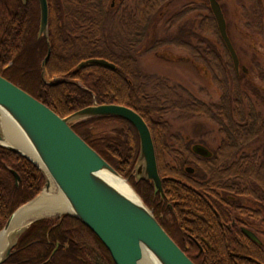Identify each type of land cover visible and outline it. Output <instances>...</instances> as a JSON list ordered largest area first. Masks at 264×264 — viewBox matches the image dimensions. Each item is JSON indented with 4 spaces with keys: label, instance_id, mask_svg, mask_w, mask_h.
Segmentation results:
<instances>
[{
    "label": "trees",
    "instance_id": "obj_1",
    "mask_svg": "<svg viewBox=\"0 0 264 264\" xmlns=\"http://www.w3.org/2000/svg\"><path fill=\"white\" fill-rule=\"evenodd\" d=\"M174 1L133 0L129 6L127 0H47L50 56L42 77L41 62L48 46L38 36L37 0H0V76L60 117L93 102L135 111L150 130L163 199L154 194L150 182H135L132 177L139 139L131 124L116 117H92L70 127L128 179L163 230L194 264H264L263 246H239L232 229L225 227L236 208L225 195L244 194L256 203L252 214L257 225L261 220L258 230L264 238V111L253 100L264 103V87L253 81L249 69L260 68L252 35L235 27L238 13L244 11L245 26L264 36V0H240L232 7L230 24H235L232 30L238 35L229 34L225 19L240 66L246 69L238 74L218 34L209 0L191 1L167 14L166 8ZM216 1L224 15L227 0ZM157 21H163L166 33L148 42L149 29ZM141 44H148L146 52L157 56L158 49L168 46L189 53L196 70L212 76L220 93L218 102H202L181 86L143 74L136 54ZM240 45L251 53L249 61L243 60ZM90 58L103 59L115 69H77ZM53 75L59 79L48 82ZM258 78L264 84L262 72ZM174 112L189 119L203 117L216 126L220 143L212 156L196 157L188 137L170 132L166 116ZM165 155L172 165L164 161ZM186 166H194V174H187ZM11 172L20 179L17 186ZM43 185L32 163L0 147V230ZM237 253L252 260H237L233 256ZM4 264L114 263L94 234L73 217L62 215L33 223Z\"/></svg>",
    "mask_w": 264,
    "mask_h": 264
},
{
    "label": "water",
    "instance_id": "obj_2",
    "mask_svg": "<svg viewBox=\"0 0 264 264\" xmlns=\"http://www.w3.org/2000/svg\"><path fill=\"white\" fill-rule=\"evenodd\" d=\"M37 2L38 36L44 38L48 46V3L47 0ZM209 8L235 73L238 74L239 70L246 73L245 67L240 66L239 58L227 35L226 22L219 3L209 0ZM47 48L46 56L41 62L42 77L45 76V65L50 56L49 46ZM88 67H101L112 71L115 69L113 64L98 58L80 62L77 69ZM92 117H116L132 125L139 139L138 155L133 167L135 182H150L154 194L163 197L150 130L135 111L125 106L98 105L93 102L91 106L60 117L0 76V147L32 163L43 177V190L49 188L50 182L54 184L61 196L62 205L66 207V211L58 216L68 215L83 224L101 242L114 264H142L143 260L151 261L150 264H194L163 230L152 210L144 204L129 182L70 127L71 123ZM4 121L11 123L23 138L28 146L25 149L27 152L8 140ZM202 148L197 146L195 150L200 155H205L206 151ZM29 151L33 157L29 156ZM186 170L192 171L189 167ZM11 173L17 186L20 179L16 173ZM104 173L122 181L132 195H126L103 179L101 175ZM43 190L18 207L0 230V240L7 238V243L0 251V264H4L12 255L19 239L30 226L43 219L33 217V214L53 209V205L38 201ZM26 216L24 223L14 227L18 220ZM243 233L259 243L254 234L248 231Z\"/></svg>",
    "mask_w": 264,
    "mask_h": 264
},
{
    "label": "rangeland",
    "instance_id": "obj_3",
    "mask_svg": "<svg viewBox=\"0 0 264 264\" xmlns=\"http://www.w3.org/2000/svg\"><path fill=\"white\" fill-rule=\"evenodd\" d=\"M127 1L129 6H131L133 0ZM191 1L198 0H175L168 8H166L165 11L167 12V14L173 13L174 11L179 10L181 8V5ZM239 1L240 0H227V6L225 7L224 17L229 24L227 26L229 34H231L232 36L239 34L232 30L233 25L235 24H230V19L233 16L232 7L236 6L235 4H238ZM246 6L248 7V5ZM201 14L203 15L205 14V12H202ZM246 14L247 12L244 11L238 13L237 25H235V27L237 26L238 30L241 32L249 33L252 35V44L254 46L255 51L259 54V56L256 58V61L259 64L260 68L259 70H256L253 68V66H250L249 69L253 81L257 85L264 87V84L261 83L258 78L259 72H262L264 74V36L254 33L245 26L247 22ZM165 33L166 30L163 26V21H157L149 29V35L147 37V40L149 42V39L153 40L162 37L165 35ZM147 46L145 45L144 47V44H141V46L137 48L136 53L139 57V66L143 74L164 78L173 85L181 86L187 91L189 95L202 102H218L220 93L211 80L212 76H210L206 72L202 73L198 69L196 70V67H194L191 62L189 53L184 50L177 49L173 46H168L158 49L157 51L160 55L157 56L152 52H146ZM238 48L241 56L243 57V60L249 61L251 53L246 52L248 49H245L241 45L238 46ZM57 79H59V77L56 75L49 77V79L47 78L48 82L51 83L55 82ZM253 100L257 105L256 107L261 111H264V103L258 102L254 97ZM166 119L170 123V132L172 134H178L182 137H188L192 144H201L200 147H204L207 150H214L220 143V137L217 134L216 126L211 121L203 117H192L189 119L181 117L178 112H174L172 114L167 115ZM164 161L167 164L172 165L171 159L166 155L164 157ZM125 179L128 181L127 178ZM51 185L52 194L58 195V190L56 189L54 184L51 183ZM44 191L45 190H43L42 193ZM57 216L58 214L53 215L51 217H45L43 219H52Z\"/></svg>",
    "mask_w": 264,
    "mask_h": 264
},
{
    "label": "flooded vegetation",
    "instance_id": "obj_4",
    "mask_svg": "<svg viewBox=\"0 0 264 264\" xmlns=\"http://www.w3.org/2000/svg\"><path fill=\"white\" fill-rule=\"evenodd\" d=\"M113 5V4H112ZM219 34V33H218ZM194 148H190V150H193L192 153L196 156V157H208V156H212V150H207L206 148H202L206 151L205 155H200L199 153L196 152V147L199 144H193ZM191 168L192 171L188 172L186 170V168ZM184 171L187 174H194L195 172V167L194 166H186L184 167ZM162 182V181H161ZM162 185V183H161ZM219 193V197H220V192ZM234 194V195H233ZM233 194H226L225 197L227 200L232 202V205H235L236 208L234 209L231 219L229 221V223H227L225 225V227L228 230L232 229V232L234 233V238H235V243H237L239 246H246V247H250V243L251 244H256L258 246H263L264 247V238H262V236L260 235L258 228L262 227V223L261 220H259V225L256 224L255 222V218L252 214V212L255 211L256 208V203L254 201V199L243 195H237L235 193ZM164 198V195L162 197V199ZM258 226V227H257ZM243 231H248L252 234H254L257 239L259 240V243H255L254 241H252L251 239H249L244 233ZM233 256H235V258L237 260H244V261H251L252 258L249 255L246 254H233Z\"/></svg>",
    "mask_w": 264,
    "mask_h": 264
},
{
    "label": "bare ground",
    "instance_id": "obj_5",
    "mask_svg": "<svg viewBox=\"0 0 264 264\" xmlns=\"http://www.w3.org/2000/svg\"><path fill=\"white\" fill-rule=\"evenodd\" d=\"M3 125L5 127V132H6L8 140L12 144L16 145L19 148H23V150L25 152H27L25 150L26 147H28V146H26L27 144L25 143L23 138H21V136L16 131V129L11 125V123H9L8 121H4ZM28 154H29V156L33 157V154H31L30 151H29ZM101 177L103 179L107 180L108 182H110L111 184H113L116 188H118L120 191H122L126 195H128V196L132 195L130 190L127 188V186L122 181L114 179V178L110 177L108 174H105V173L102 174ZM38 201H40L42 203L46 202V203H48L51 206L53 205L52 206L53 209L50 208V210H43L39 214H33V217H39V218L51 217L53 215L61 214L62 212L66 211L65 205H62L61 196L52 194L51 182H50L49 188L42 193V195L39 197ZM38 201L36 202V204L38 203ZM26 218H27V216L23 217L20 220H18L14 224V227H17L18 225H21L22 223H24L26 221ZM5 243H7V238L6 237H5V239H1L0 240V251L5 246ZM150 262L149 261L147 262L146 260H143L142 264H150Z\"/></svg>",
    "mask_w": 264,
    "mask_h": 264
}]
</instances>
